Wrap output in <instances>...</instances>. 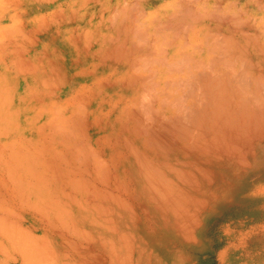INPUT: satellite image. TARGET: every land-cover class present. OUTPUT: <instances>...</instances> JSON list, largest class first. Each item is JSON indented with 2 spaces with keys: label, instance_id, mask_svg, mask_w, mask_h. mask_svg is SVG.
Instances as JSON below:
<instances>
[{
  "label": "bare ground",
  "instance_id": "obj_1",
  "mask_svg": "<svg viewBox=\"0 0 264 264\" xmlns=\"http://www.w3.org/2000/svg\"><path fill=\"white\" fill-rule=\"evenodd\" d=\"M121 1L123 4L121 5L122 8L128 11L129 10L128 6L130 3L128 4V6H125L127 7L125 8L123 7L125 4L124 0H121ZM130 1L132 0H129V2ZM238 1L243 2L242 6H245L246 4H250L251 2H252L251 4L257 5V3L260 4L264 0H166L165 4L169 6L171 5L172 7H171V12H169V14L166 15L165 13L166 15L165 17L159 18L160 16L157 17L155 14H152L150 16L149 12L145 11L148 19L149 20L151 19L147 23L148 24L147 27H149L150 30H152L154 34L155 33L158 34L162 32V35L158 36V39H155V37L154 38L151 37L153 35L151 31H150V33H152L151 35H145L146 29L141 28L140 25L139 27L142 30H140L139 27L137 26H136L137 29L135 28L136 30L135 29L134 31L132 30V32L136 31L135 34L133 33V37L137 36L136 34L142 33L143 36H141V40H142V37H144L143 40L149 43V44L147 43L148 46L146 49L149 48L150 50L149 52L145 51L146 54L144 53L147 56V58L146 56L143 55V58H142L143 60L140 58L135 59V60H141V63H138V64L142 65L144 63L146 68L148 70L150 69L151 70L148 75L146 74L148 72H146L145 73L146 75L143 78L140 77L141 80H139L140 84L137 90L138 94L135 97L133 104H130L131 101H133L132 97H131L132 99L129 101L130 103H128V106L131 109H133V111L128 110L127 108L128 115L127 114L124 115L123 113L124 115L123 117L129 116V120H130L129 126L128 127L126 126L127 127L126 136L128 140L126 141L125 144L127 147V156L125 159H123L122 157H121L122 160L119 159V161H125L123 164L121 162V164L119 163L117 165H114L115 163L114 162L113 163L114 168L111 169V166H110L111 163L110 165H108L109 163H107V165L104 164L105 159L102 158L101 155H99L104 160L102 161L101 159L96 158L98 156L93 157L94 164L93 163H92L93 165L91 164L92 167L83 166V165L80 166L79 162L77 163V160L72 158V160L73 159L74 161L76 160V163L79 165L76 167V166H72L69 163V165L68 164H65V165L66 166L71 165V167H66L65 165L62 164L64 167H66L65 169H63V167L57 166V164L54 165L55 163L49 164L47 162L48 164H44L43 162V165H39V166L37 165V162L33 163V162L28 161L26 163L25 161L31 158V156H29V158L26 159L25 158L26 156L23 154H20L19 156H22V157L25 156L24 158L26 160L24 161V163L26 165L28 163H31V165L29 164L30 166L29 165L25 166V164L23 163H22L23 166L17 165V162H16L17 160L15 159L16 161L14 160L13 163L16 162L15 165H17V167L15 169V172H12L14 170V165L12 166L13 168L12 170L10 169V167H5V166H8L10 163H8L7 165L6 164L4 165L3 163L1 164V165H4L5 167L4 169L5 173H6L7 168L12 170L10 174V178L12 176L14 180H12V184L10 185V187H12L13 185L14 189L6 188V190H7L8 195L9 194L14 195V193L16 194V196L18 195L19 204L17 203L18 206H15L14 204H12L9 201L10 197L5 196L6 194L4 192H6V190L4 191L3 189L4 194L0 196V226H2L1 227L2 229L0 231L7 233L8 236H10L9 238L10 240L8 239L9 241H11V238H14L15 236H16L15 237L16 239H18V237L21 239V240L19 239L18 241L14 239L12 240V243H11L14 246L13 250L15 249L18 250V255L21 256L20 259H22L23 261L24 260L31 261L34 259V261H31V262H35V264L38 261L39 263L37 264H84V261L86 262V260H89V261L91 260V263L93 262V264H122L123 262H125L124 261L125 259L123 257H127L130 253H132V251H134L137 248L136 246L141 245V244H136V242L134 244V238H133L134 233H132V231H133V228H135L138 224L137 222H136L137 224L135 223V215L142 212L143 216L144 215L146 216L147 221L151 222L152 220V222L154 221L160 224L163 223L165 224L164 226L166 227H173V228L177 227L181 229L182 226L185 227L186 224L189 225L188 223H189L190 217H192V219H195L197 213L201 214L203 211H206L205 205L208 202L210 203L211 202L210 200L214 198L216 193H218L216 188L220 186L219 184L223 180L222 178L219 177V175L226 174L228 172V169L231 166H234V165L237 166L239 164H242L241 161H245V160L251 161L250 166L253 168L256 167L257 164L264 162V159H261L262 157H264V155H261L262 153H264L262 152V150H264V37H260L261 35L258 34L259 31L256 29V26H254L253 23L250 22V24H252L255 27V29L258 31L257 34L254 31L253 32L251 31L250 29L251 25L250 27L246 23H245L246 26L243 25V22L241 20H244V19L243 18L240 19L239 16L236 15L237 13L236 10L229 11V9H232V6L235 9L239 8V7H234ZM116 2L118 1L116 0ZM116 2L115 4H118ZM138 3H142V2H138ZM135 5L137 6V3H135ZM135 5H133V7ZM163 6L165 7V5ZM257 6L256 8H258ZM80 7H82V5ZM138 7H140V5ZM259 8L264 9V5H262L261 7L259 5ZM139 9L137 11L138 13L139 11H143ZM156 9H159V6ZM114 10L115 8L112 10L113 14H114ZM117 10L115 14H117ZM167 10L168 9L166 7V12ZM121 12L123 13V11H120L119 14H121ZM143 12H140L142 16L144 15ZM135 13H136V9H135ZM138 13L137 15L135 14L136 16L134 15L137 20H138V17H140V15L138 16ZM125 14L129 16L128 15L129 12L128 14L127 12ZM233 14H235V16H233ZM157 15H160V14L158 13ZM114 16L115 15H113V17ZM120 16L121 15H119V17ZM113 17L109 19V24L111 23L110 21L111 19L113 21ZM248 17L250 16H247L246 18ZM131 18H133V16ZM142 20H144V18ZM252 22H255V21L253 20ZM129 23L131 22L129 21ZM115 24H116V21H115ZM122 24L118 26L121 27ZM139 24H140V21H139ZM234 24L237 26L235 27ZM130 25L132 26V24ZM134 25H136V23H134ZM105 27L107 28V26ZM123 27L125 26H122V29ZM262 27H264V25H262ZM109 28H112V27L109 26ZM113 29L114 28H112V30ZM261 32H264V30L260 31V33ZM150 33H147V34H150ZM101 36L102 34L99 37ZM107 37L109 38V36ZM85 38L88 41L90 40L87 37ZM108 38H106V41ZM110 38H113V37H110ZM114 39H115V36H114ZM114 39H112V41ZM117 39L118 38H116V40ZM130 39L131 38H129V40ZM133 39L134 40L138 39V37H134ZM101 40L103 41L104 38L100 39V41ZM156 40H158V42H160L161 44L159 45L158 43V46H157L155 44ZM120 41L118 42L116 41V42L119 43ZM123 42L125 44V40ZM86 43L88 45V42ZM132 45H131V48H132ZM88 46L86 48H88ZM145 46L146 44L144 45V47ZM97 49L100 50V48H97ZM122 49L124 48L122 47L121 50ZM155 49L158 52L160 51V53H157V51L154 52ZM128 51L126 52L128 53ZM134 51H132V53ZM102 52L105 53L106 51L104 52L102 50ZM103 53H101L100 55H103ZM137 54L139 56L140 53H137ZM131 56L132 55H130V57ZM98 57L99 55L97 56V58ZM114 57L116 58V55ZM123 57L125 58V56ZM99 58L101 59V57ZM149 58L153 60H148ZM131 59L133 58L131 57ZM142 61H145V62L142 63ZM146 61L149 64H145L147 63ZM102 62H103L102 64H104L103 60ZM135 62L136 64H134V67H135L134 69L137 71L136 67L138 66H135L137 65V61ZM129 63H130V60H129ZM155 64L159 65V67L153 68V69L150 68L151 65L154 66ZM147 65H150V66L147 67ZM132 67H131L130 73L133 72L134 75H137L138 72L136 73L132 71L134 70L132 69ZM144 67L142 69H144ZM106 68L108 69L107 66ZM38 70H39V66H38ZM24 71H26L25 67H24ZM24 71H23V74H24ZM19 72L21 71L19 70ZM3 74L4 73H2V75ZM138 74L140 75V73ZM141 74L143 73L141 72ZM139 75H137V77H139ZM129 80H131V78ZM104 81L107 82L106 79ZM135 81H134V85L136 83ZM31 82L33 81L31 80ZM101 82L103 83V81ZM105 82L104 84L106 85L109 83V82L108 83H105ZM119 82L120 84H122L125 81L122 82L120 80ZM112 83H114V78H113ZM115 85L113 86L114 88H115ZM7 87H9L8 84H7ZM45 87L46 86H44V88ZM4 88L2 90H4ZM51 91L52 90H50V92ZM125 91H126V88H125ZM134 92H136L135 88H134ZM94 93L96 92L94 91ZM114 95L113 97H116ZM127 95L129 97V94ZM52 96H54V94ZM73 97L76 98L75 96ZM78 97L79 96L77 95V98ZM76 102H79L77 104L74 103L76 106H78L82 104L84 101L82 102L78 100ZM55 104L52 103V105H55ZM82 106L85 107L86 104L85 106L84 104ZM5 107H7V105ZM56 107L59 109L62 106L61 107L56 106ZM56 107L55 109H57ZM80 107L78 108V110L80 109L79 111L82 112L83 108H80ZM110 108L112 107L110 106ZM85 109L86 108H84V110ZM75 110L78 112L77 109ZM75 110L73 111L74 113H75ZM127 110H126V113H127ZM73 112L70 115H72ZM83 112L80 113L81 115L80 114L77 115L78 113H76L75 115L78 117L82 115L85 116L87 112L85 114H83ZM64 113H61V114L64 115ZM7 114H9V112ZM64 116L63 117L65 119L60 118L61 120H63L62 122H65L67 120V123L69 124L74 121V118L72 121V120L67 119L66 115ZM83 116L82 118H84ZM60 119L57 124L55 123L56 125H59V122L61 121ZM124 119L128 120V117ZM69 121H72V122H69ZM84 121L85 119L83 120V122ZM86 121L88 122V120ZM55 124L52 123V125H55ZM68 124L67 126L66 125L64 126V124L61 123L62 130L60 129V127H59V130L61 131L66 130V127L69 126ZM123 124L124 123H122V125ZM114 126L116 127L115 124ZM120 127L121 129H123L122 126ZM50 128L48 132L54 129L52 127V129L50 130ZM43 129H40V130H43ZM40 130L39 132H42ZM55 130L57 131L58 128L54 129L53 132ZM74 130L79 131L77 129H74ZM111 130L109 132H112ZM61 131H57V132L60 133ZM46 132L43 131L42 133L43 138H44V135L47 136L48 132L47 134ZM82 132L84 131L82 130ZM119 132L121 133V131ZM59 133H57V135ZM61 133L60 135L62 136L59 135L60 142H63L61 140H63L64 138L63 139L61 138L64 136V134L66 137L68 132L63 133V134ZM86 133L88 134V132ZM86 133L84 134L86 135ZM74 134L76 135L77 132H75ZM122 134L120 135L122 136ZM78 135L80 134H77L76 136L79 137ZM98 136L100 137V135ZM48 137H51V136H48ZM48 137H45L47 138L46 140H48ZM82 137H83V134H82ZM57 139L59 140V137ZM79 139H75V140L72 139L73 140L72 145L75 144L73 143L74 141L76 140L79 141ZM84 139L85 138H83L82 142L85 141ZM88 139H90V136L88 137ZM110 139H113V138H110ZM49 140H51V138ZM94 141H97V140H94ZM100 141H103V140H100ZM107 141L109 142V140ZM115 141L116 140L113 139V141L111 142H115ZM122 141L123 140L121 139V142ZM60 142L58 141V143ZM64 142L67 143L68 142L67 139H65ZM80 142L81 141H79V144ZM6 143L8 144V142ZM10 143L13 144L12 141ZM20 143H16V144L23 145V143L21 144ZM34 143H36V141ZM37 143L38 144H35V145L33 144V145L35 147L36 145L39 146L40 142H37ZM26 144H27L26 146L28 145L31 146L30 141L29 143L26 142ZM89 144L90 146L92 145L91 143ZM106 144L108 143L106 142ZM109 144L113 145V143L111 144L110 142ZM43 145L45 146V144ZM76 145L78 144L76 143ZM76 145L74 146V148L76 147ZM10 146L14 147V145L9 144V146H7V148L9 147L8 150L13 148V147L10 148ZM63 146L65 147V145ZM78 146L76 147V149L78 148ZM20 147L22 146H19L18 148ZM42 147L40 148L37 147L38 149L37 148L35 149L33 147L34 149H32V151L34 150L36 152L37 150H39L40 152L38 154L37 152L36 154L34 153L35 155L39 156L38 159L35 158L36 161H38L40 158L42 160V157L40 156V155L43 156V154H41ZM68 147L67 149H64V150H68ZM92 147H89V148L91 149ZM15 148L17 149L16 146ZM52 148L53 146L49 149L47 147V150L49 151L51 149V153H53L55 152L54 150L55 148L53 149ZM74 148L72 147L73 150ZM79 148L84 149L86 147L79 146ZM101 148H98V149H101ZM70 149L68 151H70ZM81 149H78L79 150L78 152L81 153L83 151L84 153L85 150L81 151ZM23 150L24 152H26L25 149ZM30 150L28 151L30 152ZM86 151H87V154L88 152H90V150L88 149H86ZM16 152L17 151H15V157L16 156L18 157V155H16ZM44 152L46 151L44 150ZM56 152L58 153V151ZM60 152H61V149L59 150V153ZM78 152L75 153V155L78 154ZM94 152H92L91 154H94ZM12 153L11 154L8 153V155L12 156ZM20 153H23L22 150ZM61 153L60 155L58 154L59 156L58 155L57 156L58 157L62 156L63 152ZM25 154L28 155V152ZM31 154L33 155L32 152ZM95 154L97 155V153ZM73 155L72 157L75 156ZM78 155H80L79 157H81V154H78ZM84 155H86V152ZM88 155L90 156V153ZM47 157H44L46 161H48ZM8 158L11 159L12 157H8ZM24 158L20 161H23ZM56 158L57 157H55V159ZM62 158L66 160L65 157H62ZM118 158H119V153H118ZM31 159L35 160L33 158ZM80 159L81 161H90L91 156L90 158L88 157L85 159L84 158L83 159L80 158ZM74 161H73V165H74ZM2 162L4 161L2 160ZM57 162H61L59 158H57ZM35 163L37 166L33 165ZM89 163L88 165H90ZM59 164L61 165V163ZM4 167H1V168H4ZM88 167L93 170L94 172L93 177L91 176V172ZM9 169H7V171H9ZM58 169H61V170L58 171ZM6 180L10 181L8 178ZM2 183L6 184V182H1L0 185ZM228 190H229L228 187H226L225 189L223 188L221 191L222 196L225 193H227ZM222 198H225V197H222ZM128 200H131L132 202H129ZM13 202H14V199H13ZM137 209L139 210L138 212H137ZM29 213L32 215L38 214L39 217L46 223V227H48L50 231L52 230V232L53 231L55 232V237L52 238L50 235L49 237L47 235V238L46 236H39V235L37 236L35 234L30 233L29 229L27 233V231H24V229H20L18 225L11 222L12 220H10L12 217L11 215H13L14 217H16L17 215L18 221H19L20 217H22L24 214L29 215ZM193 215H195V218L193 217ZM154 218H156L157 221L153 220ZM137 219H140V218H137ZM195 221L196 220H194V222ZM129 228L130 230H128ZM192 229L195 230L196 228L194 229L193 227ZM33 230H36V228H33ZM4 233H1V235L3 234L6 236V234ZM12 234L14 235V237L13 236L11 237ZM192 237H193V234H192ZM187 238L189 239V237ZM192 241H194V239ZM3 248L5 249V247ZM9 248L11 247L9 246ZM6 251L7 249L5 250V253ZM105 255H108L111 260H104ZM121 256H122L123 262H121L122 260H120ZM132 257H136V256H132Z\"/></svg>",
  "mask_w": 264,
  "mask_h": 264
},
{
  "label": "rangeland",
  "instance_id": "obj_2",
  "mask_svg": "<svg viewBox=\"0 0 264 264\" xmlns=\"http://www.w3.org/2000/svg\"><path fill=\"white\" fill-rule=\"evenodd\" d=\"M11 1H14V0H0V6H4L3 4H5L7 2H11ZM64 1L67 2L66 6L68 9L70 8V10H71L72 8H75V10H78V12H81L82 8H85L87 6L91 7L90 8V13H91L90 22H89V24H86V22H85V25H84L86 28V30L84 31L85 33L83 35L81 34V37L78 38L79 42H80V40H83L84 45H86L85 49H84V55H85L84 67H81V70H80L78 66L74 67L73 65H68L66 67L67 71L64 74L61 73V77L63 78L61 80V82H59V83L56 82L57 84L56 83H48V82H47V84L43 83L44 85H46L45 88H44L43 84L41 87L40 86L34 87L30 83H28V86L25 88H17V87L15 88L12 86V88L9 90V94L8 93L5 94V98L3 97V90L0 89V93H1L0 94V99H1L0 100V102H1L0 103V110H1L0 111V121H1V123H0V131H1L0 132V153H1L0 154V165L2 163L4 165L5 164L7 165L8 163H10L8 166H5V167H10V169H12V170H13L12 166L14 165L13 171L10 170L9 168H7V169H9V171H7V169H6V173L8 174V176L5 173L4 165H1V167H4V168L0 167V183L6 182V184L2 183L3 185L2 184L0 185V196H2V194L5 193L6 194L5 196L10 197L9 201L12 204H14L15 206H18L17 203L19 204L18 195L16 196L15 193H14V195L13 194L8 195L7 190H6V188H10V189L13 188L14 189L13 185H12V187H10V185L12 184V180H14V178L12 176L10 178V174H11V171L15 172L17 165L23 166V164H25L24 161L26 159H28L29 156H31V158H33V159H35V158L38 159L39 156L35 155V154H36V152H37V154L40 152H39V150H37L36 152L33 150L34 151L33 152L32 149H34V148L36 149L37 147L40 148L42 146L45 148L44 149L42 147L46 152H44V150L41 148V154H43V156L40 155L42 157V160H44V161H42L41 158L39 159L40 161L39 160L36 161V159L32 160L31 158H29L25 162L26 163L28 161L33 162V163L37 162L38 166L43 165V162H44V164H48V163L54 164L55 163L54 165L57 164V166L63 167V169H65L66 167H71V165L77 167L79 164H80V166L83 165V166L92 167L91 164L92 163L94 164L93 157H95V156H98L96 158L101 159L102 161L105 159L104 164H106V165H107V163H109L108 165H110V163H111V165H110L111 169L114 168V165H117L119 163L121 164V162L123 164L125 162V161H119V159L120 160H122V158L125 159L127 156V147H126L125 143L128 140V138L126 136V134H127L126 129L129 126L130 120H129V116H125V117H123V116L126 114L128 115V110L133 111V109H131L128 106V103H130L129 101L133 98V101H131V103H130V104H133L134 99L138 94L137 90H138V86L140 84L139 80H141V78H143L146 74L148 75L150 73V70H151L150 68L153 69V68L159 67V65H157V64H155L154 66L153 65H151V66L147 65V67L150 66V68H149L150 70H148L143 63L145 61H142L143 64L141 65V64H138V63H141V60H135V59H139V58L142 59L143 55L146 56L145 55L146 52H149L150 50H149V48L146 49L148 46L147 45L148 42H145V40H143L144 37H142L143 41L141 40V36H143L142 33H140L141 35L136 34L137 36H134V37H138V39H135L136 40L135 41L133 39L134 38L133 33L135 34L136 31L132 32V30L134 31V29L135 28L137 29V27H139V25H140L141 28L146 29L145 35H151L153 32H152V30H150L149 27H147L148 26L147 23L151 19L150 20L148 19L145 11L149 12L150 16L152 14H155L157 17L160 16L159 18H161V17H165L167 14H169V12H171V7H172L171 5L169 6V5L165 4L166 0L165 1L164 0H145V1L144 0L143 1L142 0H134V2H133V0L130 2H129V0L128 1L124 0L125 4H127V5L124 4L123 7L128 6V4L130 3L128 6V9L130 11L129 10L126 11V10H124V8H122L121 5H123V4H122L121 0H117L118 2H116V0H64ZM137 1L142 2V3H138ZM115 2L118 4H115ZM135 3H137V6L135 5ZM251 3L246 4L245 6H242L243 2L238 1L234 7H239V8L235 9L232 6V9H229V11H235L236 10L237 11L236 15H238L240 19H242V18L244 19V20H241L243 22V25H245V23L249 27L251 25L250 29L252 32L254 31L257 34V32L259 31L258 34L261 35L260 37H264V32L260 33V31L264 30V27H262V25H264V12H262V11H264V9L259 8V5H260V7L262 5H264V1H262V3H260V4L257 3L258 6L256 4H251ZM81 5H82V7L79 9V7ZM133 5H135L136 7L135 6L133 7ZM139 5L141 8L138 7ZM163 5H165V7ZM118 6H119V8H118ZM158 6H159V9H156ZM256 6L258 8H256ZM100 7H101V12H102L101 18L99 17V14H98ZM142 7H143V9H142ZM166 7L168 9L167 12H166ZM114 8H115V10H114V14H113L112 10ZM125 8H127V7H125ZM139 8L144 11V12L139 11V13L140 12L144 13L143 16L141 13L139 14L137 12ZM117 9L119 10V12L123 11V13L121 12V14H119ZM135 9H136V13H135ZM238 9H240V10H238ZM116 10H117V14H115ZM131 10H133V11H131ZM1 11L3 12L2 9H0V13H1ZM253 11H254V13H253ZM124 12L125 13L127 12V14L129 12V14H128L129 16H127ZM130 13H131V15H130ZM137 13H138V16L140 15V17H141L140 18L137 16L138 20L135 17L137 15ZM158 13L160 15H157ZM165 13H166V15H165ZM113 15H115V16L113 17ZM119 15H121L120 16L121 19H120ZM125 15H126V17H125ZM122 16H124V17H122ZM132 16H133V18H131ZM233 16H235V14H233ZM247 16H250V17L246 18ZM112 17H113V21H112V19L110 21H111V23L112 22L113 23L109 24V19ZM123 18H124V20H123ZM134 18H135V20H134ZM143 18H144V20H142ZM131 19L133 22L131 21ZM251 19H252V21L254 20L255 22H252ZM117 20H119V21H117ZM95 21H96V23H95ZM115 21H116V24H115ZM129 21L131 23H129ZM136 21H138V22H136ZM139 21H140V24H139ZM250 22L253 23L254 26H256V29L258 31L255 29V27L252 24H250ZM80 23H81L80 25H82V22H80ZM134 23H136V25H134ZM261 23H262V25H261ZM114 24H115V26H114ZM121 24H122V26H125V27H123V29H122V26L121 27L118 26ZM130 24H132V26ZM240 25H242V24H240ZM105 26H107V28ZM109 26L114 28L115 30L114 29L112 30V28H109ZM234 26L236 27L237 25L234 24ZM1 27H3V26H0V30H2ZM139 29H140V27H139ZM140 30H142V29H140ZM125 31H127V32H125ZM150 31L152 33H150ZM147 33H150V34H147ZM92 34H94V35H92ZM101 34H102L101 37L104 38V40H103L104 42L102 40L100 41V39H102L101 37H99ZM125 34H127V35H125ZM160 35H162V32H160L158 34L153 33V35L151 37L152 38L155 37V39H158V36H160ZM107 36H109V38ZM114 36H115V39H114ZM4 37H7V36H5L2 33V31H0V38H4ZM71 37H73V35ZM85 37L90 39L89 40L90 42ZM110 37H113V38H110ZM106 38H108L109 40L107 39V41H106ZM116 38H118V39L116 40ZM129 38H131L133 40V42L131 39L129 40ZM112 39H114V40L112 41ZM124 40H125V44L123 42ZM111 41H112V43H111ZM116 41L117 42L120 41V42L117 43ZM6 42L8 44H10V47L6 48L5 50H0V56L7 55L10 58L9 64L4 65V67L7 69H10V71L12 73L11 74L12 80H13L16 76H18L20 67H22V65L19 64L20 60H17V59H20L21 56H24V57L31 56L32 50H25V49L23 50V49H18L16 47H14L20 43L19 41L17 42L15 40H11V41H6ZM6 42H3V43L6 44ZM86 42H88L89 46L87 45ZM158 43H159V45L161 44L160 42H158V40H156L155 44L157 46H158ZM145 44H146V46L144 47ZM131 45H132L133 49L131 48ZM87 46H88V48H86ZM104 46H105V48H104ZM121 46L124 49L121 50V48H122ZM126 47H127V49H126ZM134 47H135V49H134ZM141 47H142V49H141ZM97 48H100V50H98ZM102 50L104 52L105 51L106 52L103 53ZM69 51L73 55L72 49H70ZM126 51H128V53ZM132 51H134V52L132 53ZM141 51L143 54L141 53ZM156 51L157 50L155 49L154 52H156ZM100 52L103 53V55H100L101 54ZM137 53H140L139 56ZM157 53H160V51L159 52L157 51ZM88 54H89V56H88ZM41 55L45 56L43 54V51H40L37 53V56L41 57ZM98 55H99V57H101V59L99 57L97 58ZM104 55L106 56V58ZM115 55H116V58L114 57ZM130 55H132L131 57L133 59H131ZM119 56H120V58H119ZM121 56H122V58H121ZM123 56H125V58ZM136 57H138V58H136ZM41 58L43 59V57H41ZM146 58H147V56H146ZM102 60L104 61V64H102L103 63ZM129 60H130L131 64L129 63ZM148 60H153V59L149 58ZM135 61H137V65H135V66H138V67H136L137 71L134 69L135 68L134 64H136ZM106 63H107V65H106ZM145 64H149V63L147 62ZM106 66L108 67V69L106 68ZM142 66L144 67V69H142L143 68ZM100 67H102V68H100ZM131 67H132V69H134L132 71H134L136 73L137 72L140 73V75L137 73V75H139V77H137V75H134L133 72L130 73ZM16 68H17V70H16ZM62 69H64V67ZM101 72H103V73H101ZM141 72L143 74H141ZM146 72H148V73H146ZM113 78H114V83H112ZM130 78H131V80H129ZM100 79H102V80H100ZM105 79L107 80V82L104 81ZM120 80L122 82H124V81L125 82L124 83L121 82L122 84H120V82H119ZM126 80H128V81H126ZM133 80L134 81L136 80L135 85H134ZM101 81H103V83ZM104 82L105 83L109 82V83L106 85V84H104ZM13 84H16V83H13V81H12V85ZM113 84L114 85L116 84L117 87L115 85V88H114ZM111 86L113 87V89ZM103 88H104V90H103ZM125 88H126V91H125ZM134 88H135L136 92H134ZM50 90H52V91L50 92ZM94 91L96 93H94ZM52 92H54V93H52ZM21 93H23V94H21ZM76 93H78V94H76ZM112 93H114L115 95ZM30 94H32V95H30ZM53 94H54V96H52ZM127 94H129V97ZM132 94L133 95L135 94L134 97ZM77 95L79 96L78 98H77ZM83 95L85 96V98ZM113 95L116 97H113ZM73 96H75L76 98H74ZM70 97L72 100L70 99ZM112 97H113V99H112ZM127 98H128V100H127ZM77 99L82 101V102L84 101L82 104L78 105L79 107L81 106L80 108H83V110H84V108H86L85 109L86 111L84 110V112L81 109L83 114H85L87 112V114L85 115L86 117L82 115L84 118H82V116L78 117L75 115L76 113H78L77 115L82 113L81 111H79L80 109L78 110L79 107L74 104V103H76V104L79 103V102H76V101H78ZM52 103L53 104L56 103V104L52 105ZM5 104L7 105V107H5L6 106ZM83 104H84V106L86 104V106L83 107L82 106ZM109 105L112 108H110ZM56 106H58V107L62 106V107L59 108L60 109L59 110ZM55 107L57 109H55ZM104 107H105V109H104ZM4 108H5V110H4ZM123 108L125 109V111ZM127 108H128V110H127ZM75 109H77L78 112ZM74 110H75V113L73 112ZM126 110H127V113H126ZM7 111L9 112V114H7L8 113ZM72 112H73V114L70 115ZM61 113H64V115H66V116L69 114L70 116L68 115L67 119L73 121V118H74V121L73 122L69 121V122H72L69 124L67 123V120L66 121L64 120L65 122H62L63 120H61L60 118L63 119L65 116ZM123 113H124V115H123ZM119 114H120V116H119ZM80 117H81V119H80ZM99 117H100V119H99ZM126 117H128V120L124 119ZM59 119L61 121L59 122V125H56L58 123ZM84 119H85V121L83 122ZM86 120H88V122ZM110 121H111V123H110ZM126 121H127V123H126ZM85 122H87V123H85ZM39 123L41 124V126ZM43 123H44V125H43ZM49 123H51V124H49ZM52 123L53 124L56 123V124L52 125ZM61 123H63L64 126L65 125L67 126V124H68L70 126V127L68 126L69 129H68V127H66L67 131L66 130L61 131L62 130ZM65 123H67V124H65ZM122 123H124L123 125H125V124H127V125L123 126ZM45 124H47V125H45ZM114 124L116 125V127L114 126ZM42 126L44 127V129ZM120 126H122V128L124 130L121 129ZM52 127L54 129L58 128L57 131H61L63 133L68 132L66 137L64 134V136L61 138V139L64 138L63 140H61L63 142H60V136H62V135H60L61 132L59 133L55 130L54 131L55 133H54L53 132L54 129H52ZM59 127L61 130H59ZM73 127H74V129H77L79 131H75L73 129ZM75 127H77V128H75ZM6 128H8V129H6ZM49 128H50V130L52 129V131L48 132ZM84 128H85V130H84ZM111 128H112V130H111ZM40 129H43V130H40ZM39 130L42 132H39ZM82 130L84 132H82ZM110 130L112 132H109ZM43 131L48 132V134L46 132L47 136L44 135V138H43V134H42ZM119 131H121V133ZM75 132H77V134H80V135H78L79 137L76 136L77 134L76 135L74 134ZM86 132H88V134ZM50 133H51V135H50ZM57 133H59V134L57 135ZM63 133H61V134H63ZM84 133H86V135ZM111 133H113V134H111ZM69 134H71L73 136V138ZM82 134H83V137H82ZM120 134H122V136ZM98 135H100V137ZM48 136H51V137H48ZM89 136H90V139H88ZM45 137H48V140H46L47 138H45ZM58 137H59V140L57 139ZM50 138H51L52 142H51V140H49ZM54 138L57 140H55ZM83 138H85L84 142H82ZM98 138H100V139H98ZM110 138H113L116 141L111 142V141H113V139H110ZM65 139H67V141H68L67 143L64 142ZM72 139L73 140L79 139V141H81V142L79 144V141L76 140L73 142L75 144L72 145V141H73ZM121 139L123 140L122 142H121ZM37 140H39V141H37ZM94 140H97V141H94ZM100 140H103L105 142L100 141ZM107 140H109V142L111 144L113 143V145H110ZM11 141L13 144L10 143ZM17 141H19V142H17ZM20 141H21V143H23V145L20 143ZM29 141H30L31 146H29V145L26 146L27 145L26 142L29 143ZM35 141H36V143H34ZM41 141H42V143H41ZM58 141L60 143H58ZM6 142H8V144ZM31 142H32V144H31ZM37 142H40L39 143L40 145L39 146L36 145V147H35L34 145L38 144ZM85 142H86V144H85ZM88 142L91 143L92 145L90 146V144ZM106 142L108 144H106ZM16 143H20L21 145L16 144ZM76 143L79 146H81V147L85 146L86 148L81 149V148H79L78 145H76ZM115 143H116V145H115ZM9 144L14 145V147L10 146V148L11 147H13V148L8 150L9 147L7 148V146H9ZM43 144H45V146ZM63 145H65L66 148ZM68 145H69V147H68ZM75 145H76V147L78 146L77 149H76V147L74 148ZM96 145H97V147H96ZM15 146L17 147V149L15 148ZM19 146H22L26 152H24L22 147L18 148ZM52 146H53V148H55L54 149L55 152H53V153H51V149L49 151L47 150V147L49 149ZM88 146L89 147L93 146L94 148L92 147L93 149L92 148L90 149ZM99 146H101L102 148ZM67 147H68V150L70 149V147H71V149L73 147L74 150L73 149L72 150L70 149V151L64 150V149H67ZM30 148H31V150H30ZM98 148H101V149H98ZM13 149H14V151H13ZM20 149L22 150L23 153H20L21 152ZM58 149L59 150L61 149V152H63V155L60 157H58V156L60 155L61 152L59 153ZM78 149H81V151L82 150H85V151H84V153H83V151L80 153V152H78L79 151ZM86 149L90 150V152H88V154L90 153L91 160L90 161H81L80 158H82V159L83 158L85 159L88 157L90 158V156L87 154ZM11 150L13 153L11 152ZM28 150H30V152ZM54 150H52V151H54ZM94 150H95V152H94ZM122 150L123 151L125 150V151L123 152ZM15 151H17L16 155H18V157L17 156L15 157ZM56 151H58V153ZM76 151L78 152V154H81V157H79L80 155H78V154L75 155V153H77ZM100 151H102V152H100ZM7 152L9 154L12 153V156L8 155ZM27 152H28V155L25 154ZM31 152L33 153L34 157L31 154ZM64 152H65V154H64ZM72 152L75 156L72 154ZM85 152H86V155H84ZM92 152H94V154L97 153V155L91 154ZM262 152H264V150H262ZM56 153H57V155L58 154L59 155L57 156ZM118 153H119V158H118ZM121 153L124 155H122ZM20 154L25 155L26 157L25 156L24 157L26 159L22 156H19ZM72 155L74 157H72ZM87 155H88V157H87ZM99 155H101L102 158H104V159H102L101 156H99ZM261 155H264V153H262ZM83 156H85V157H83ZM8 157H12L11 159L13 161ZM44 157H47L48 161H46ZM55 157L59 158V160L61 162H57V158L55 159ZM62 157H65L66 160ZM4 158H5V160H4ZM23 158H24V160L20 161ZM72 158L76 159L77 163L79 162V164L76 163V160L75 161H74V159L72 160ZM51 159L55 162H53ZM68 159L70 162L68 161ZM106 159H107V161H106ZM261 159H264V157H262ZM2 160L4 162H2ZM14 160L17 162V165H15L16 162L13 163ZM18 160L21 164L18 162ZM62 161H63V163H62ZM73 161H74V165H73ZM59 163H61V165ZM69 163L71 164L70 166L65 165V164L69 165ZM75 163H76V165H75ZM88 163L90 165H88ZM113 163H114V165H113ZM241 163L242 164H239L237 166L236 165L231 166L228 169V172L226 174L219 175V177L222 178L223 180L220 182V184H219L220 186L218 188H216L218 193H216L214 198L210 200L211 201L210 203L208 202L205 205L206 211H203L204 213L202 212L201 214L197 213L196 218H195V215H193V217L195 219H192V217H190L189 223H188L189 225L186 224V226L185 227L182 226L181 229L177 228V227H174V228L173 227H166V226H164L165 224L156 223L154 221H153L154 222L153 223L152 220H151V222L147 221L146 216L145 215L143 216L142 212L138 213L137 214L138 216L135 215V223L137 222L138 224L136 223L137 226L135 228H133V231H132V233H134L133 234L134 244L136 242V244H141V245L136 246L137 247L136 249L134 247L135 250L132 251V253H130L127 257H123L125 259L124 261L126 263L128 262L127 264H129V262H130V264L131 263L136 264V262H137V264H264V162L257 164V166L254 168L250 166L251 161H249V160L241 161ZM29 164L31 165V163H28L27 165L25 164V166H28ZM62 164L65 165L66 167H64ZM33 165L35 166L36 163ZM59 170H61V169H58V171ZM89 170L91 172V176L93 177L94 176L93 170L91 168H89ZM235 172H237V173H235ZM7 178L10 181L6 180ZM235 178H236V180H235ZM224 179H226V180H224ZM8 185H9V187H8ZM231 185H233V186L235 185V186L233 187ZM1 187H3V188H1ZM226 187H228L229 190L227 193H225L222 196L221 191L223 188L225 189ZM3 189H4V191L6 190V192L3 193ZM219 194H220V196H219ZM222 197H225V198H222ZM228 197H229V199H228ZM13 199H14L15 203L13 202ZM128 201L132 202L131 200H128ZM138 211L139 210L137 209V212ZM11 216H12L11 219L9 218L10 220H12L11 222L18 225L20 229H24V231H27V233L30 230L29 231L30 233L35 234L37 236L38 235L39 236H46V238H47V235H48V237L50 235L52 238L55 237V232L54 231L52 232V230L50 231L49 228L46 227V223L39 217L38 214H35V215H32L30 213H29V215L24 214L22 217L19 218V221H18L17 215H16V217H14L13 215H11ZM137 218H140V219H137ZM153 220H156V218H154ZM194 220H196V221L194 222ZM198 224H200V225H198ZM1 227L2 226H0V230L2 229ZM193 227H194V229L196 228L195 229L196 231L192 229ZM33 228H36V230H33ZM190 229L194 232H192ZM128 230H130V228ZM48 232H49V234H48ZM152 232H154V233H152ZM181 232H182V234H181ZM185 232H186V234H185ZM1 233H4V232L0 231V245H1L0 246V252H1L0 253V260H5V261H3L2 263L0 262V263L1 264H8V263L12 262L14 264H18L17 263L18 260H22V259H20L21 256L18 255V250L17 249L13 250L14 246L11 243H12V240L15 239L16 241H18L20 238L18 237V239H16L15 238L16 236L14 237V235L12 234L11 237L13 236L14 238H11V241H9L10 236H8L7 233H4V234H6V236L2 234L4 236V238H3ZM192 234H193V237H192ZM158 235H160V236H158ZM187 237H189V239ZM6 238H7V240H6ZM193 239H194V241H192ZM145 242H147V243H145ZM9 246L11 248H9ZM3 247H5V249ZM138 247L139 248L141 247V248L139 249ZM6 249L8 251V252L6 251L7 254L5 253ZM8 254L10 255V257ZM132 256H136V257H132ZM15 258H16V260H15ZM131 258H132V260H131ZM104 260H111V259L108 255H105ZM120 260H122V256H121ZM31 261H34V259ZM31 261L26 260V264H33V263L35 264V262H31ZM88 261L89 260H86V262L84 261V264H93V262L91 263V260L89 261L90 263ZM132 261H134V262H132ZM40 262H41V260H40ZM121 262H123V260ZM125 262H123L122 264H126ZM37 263H39V261Z\"/></svg>",
  "mask_w": 264,
  "mask_h": 264
},
{
  "label": "crops",
  "instance_id": "obj_3",
  "mask_svg": "<svg viewBox=\"0 0 264 264\" xmlns=\"http://www.w3.org/2000/svg\"><path fill=\"white\" fill-rule=\"evenodd\" d=\"M66 4L67 2L64 0H15L3 4L4 6H0V9L3 10V12L0 13V26L4 27H1L2 30L0 31L7 36L0 38V50L9 48L10 44L6 41L11 40L20 42L16 45L17 47L14 46L18 49L32 50L31 56L27 57V59L24 56L20 57L19 64L22 65V67H20L21 72H19L18 76L13 80L10 69L4 67V65L9 64L10 58L7 55L0 56V89L2 87L8 89L4 88L3 90L4 98L6 93L9 94V90L12 86L15 88H25L28 86V83H30L34 87H41L42 83L45 82L59 83L63 79L61 73L64 74L67 71L66 67L68 65H73L74 67L78 66L79 69L84 67L85 55L83 52L85 45L82 40L79 42L78 38L81 37V32L82 35L85 33V22L86 24L90 22L91 7L87 6L82 8L81 12H78L75 8L71 10L68 9ZM80 8L81 7H79V9ZM101 13L100 7V18L102 17ZM80 22H82V25H80ZM72 35L73 37H71ZM3 42H6V44ZM70 49L74 52L73 55L69 52ZM40 51H43L45 55H41L43 59L36 55ZM24 67L26 71H24ZM63 67L64 69H62ZM2 73L4 74L2 75ZM31 80L33 82H31ZM12 81L16 84L12 85ZM7 84L9 87H7ZM3 261L5 260H0L1 263ZM25 262L26 260H18L17 263L26 264ZM8 264L14 263L10 262Z\"/></svg>",
  "mask_w": 264,
  "mask_h": 264
}]
</instances>
